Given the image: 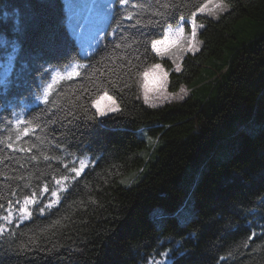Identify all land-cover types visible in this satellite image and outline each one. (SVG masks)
Segmentation results:
<instances>
[{"label":"trees","instance_id":"trees-1","mask_svg":"<svg viewBox=\"0 0 264 264\" xmlns=\"http://www.w3.org/2000/svg\"><path fill=\"white\" fill-rule=\"evenodd\" d=\"M66 5L0 0V264H264V0H112L88 54ZM156 64L186 98L144 103Z\"/></svg>","mask_w":264,"mask_h":264},{"label":"rangeland","instance_id":"rangeland-1","mask_svg":"<svg viewBox=\"0 0 264 264\" xmlns=\"http://www.w3.org/2000/svg\"><path fill=\"white\" fill-rule=\"evenodd\" d=\"M66 2L67 20L72 33L83 54H88L98 43L104 29L107 18L111 13L112 0H64ZM192 45V40L189 42ZM187 48V47H186ZM159 66L158 68L156 66ZM76 67H72L64 74L57 77L70 76L75 73ZM168 71L161 65L156 64L143 72L140 76V96L145 104L151 107H159L168 103L182 101L187 97L190 90L182 86L178 92L172 93L168 89ZM145 85H147V99H145ZM94 108L99 117L116 113L118 105L114 99L105 94L94 102ZM225 130H235V124ZM219 135L221 130L218 131ZM87 165L84 160L79 163L77 173H80ZM197 170V166H187L180 179L181 186L188 190L192 184V179ZM66 187V180H60L56 184V189L50 194L48 206L55 204L60 199V193ZM33 199L25 200L19 209H7L5 214L0 216V233L6 229L7 225L22 221L29 217ZM166 262L165 258L155 259L151 264Z\"/></svg>","mask_w":264,"mask_h":264},{"label":"snow or ice","instance_id":"snow-or-ice-1","mask_svg":"<svg viewBox=\"0 0 264 264\" xmlns=\"http://www.w3.org/2000/svg\"><path fill=\"white\" fill-rule=\"evenodd\" d=\"M122 3H125L127 4L128 3V0H122ZM193 35H195V32H193ZM157 43H160V42H157ZM156 47V44H153V48ZM157 68L159 67L158 65L156 66ZM145 99H147V85H145ZM47 191V189H46Z\"/></svg>","mask_w":264,"mask_h":264}]
</instances>
